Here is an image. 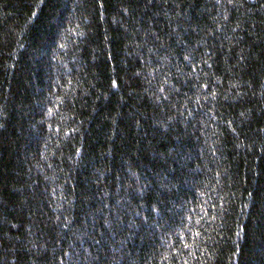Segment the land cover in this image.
<instances>
[{"label":"trees","instance_id":"16d2710c","mask_svg":"<svg viewBox=\"0 0 264 264\" xmlns=\"http://www.w3.org/2000/svg\"><path fill=\"white\" fill-rule=\"evenodd\" d=\"M0 264H264V0H0Z\"/></svg>","mask_w":264,"mask_h":264}]
</instances>
